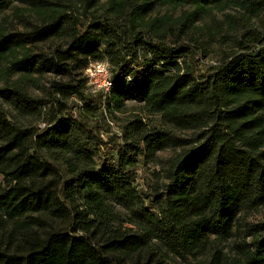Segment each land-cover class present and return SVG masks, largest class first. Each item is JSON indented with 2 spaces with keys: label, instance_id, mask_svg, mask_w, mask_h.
<instances>
[{
  "label": "trees",
  "instance_id": "1",
  "mask_svg": "<svg viewBox=\"0 0 264 264\" xmlns=\"http://www.w3.org/2000/svg\"><path fill=\"white\" fill-rule=\"evenodd\" d=\"M10 9L34 23L0 30L8 75L67 79L51 88L84 116L136 102L161 125L134 115L109 157L80 116L34 132L0 109V264H264V223L248 221L264 208V0H0ZM213 12L228 13L201 23ZM213 47L221 61L199 76ZM104 60L113 90L86 94L83 71ZM1 93L21 115L42 106ZM141 162L163 174L151 193L135 185Z\"/></svg>",
  "mask_w": 264,
  "mask_h": 264
},
{
  "label": "rangeland",
  "instance_id": "2",
  "mask_svg": "<svg viewBox=\"0 0 264 264\" xmlns=\"http://www.w3.org/2000/svg\"><path fill=\"white\" fill-rule=\"evenodd\" d=\"M105 1L106 0H103V2ZM155 11V15L157 16L165 13H172L175 16L182 12L181 9L173 11L166 7H157ZM227 13L228 12L218 14L213 12V14H210L212 16L205 17L204 22L201 23H210L214 19L220 21ZM26 15L27 17L24 18L15 16L12 9L5 13H0V30L6 32H26L29 24L31 22L34 23L33 18L27 13ZM57 45H64V41L57 40L42 42L41 44H36L35 46L30 47V52L33 54L49 55ZM224 50L225 48L222 47H213L206 50L205 55H198L195 60L198 75H206L209 71V67L219 65ZM104 61L107 62L106 60ZM9 67V58L0 59V109L8 115L10 120L16 122L17 125L24 130H32L34 132L44 131L48 126L46 118L50 115L59 114L60 116H67L68 113H72L77 117L80 116L89 127H93L94 132L105 144L101 149L102 154L114 157L116 151L120 149V145L123 144L122 127L125 122L130 121L134 115L141 116L143 121L148 124L152 123V125L156 126L161 125L158 117H152L147 120V116H145L142 111V105L136 102L127 103L122 111L115 112L113 116L104 113V118L98 117V114L103 113V109H100L99 113H94V115L84 116L82 103H80L75 96L68 97L60 94L58 95L55 94L54 89L51 88L52 83H67V79L61 77L57 78L50 74L43 75L42 77L35 75L28 79L24 78L22 75L10 76L7 73ZM14 87H17L25 95L31 97L35 101L41 102V108L31 112L29 115L19 114L14 107L9 105V102L3 96L4 94L1 93L2 89L6 88L12 90ZM85 91L86 94H89L87 89ZM58 103L61 104L59 105ZM169 155L170 151L158 154L162 159H165V157H168ZM134 170L135 185L137 184L139 189H142L147 193H151L154 188H158L163 182V174L160 172V178L157 174L160 171V167L156 166L154 162H141ZM3 184L4 182L0 178V188ZM248 221L255 224L264 223V208H258L250 215Z\"/></svg>",
  "mask_w": 264,
  "mask_h": 264
},
{
  "label": "built area",
  "instance_id": "3",
  "mask_svg": "<svg viewBox=\"0 0 264 264\" xmlns=\"http://www.w3.org/2000/svg\"><path fill=\"white\" fill-rule=\"evenodd\" d=\"M85 88L90 94H109L113 90L112 72L108 62H90L83 71Z\"/></svg>",
  "mask_w": 264,
  "mask_h": 264
}]
</instances>
